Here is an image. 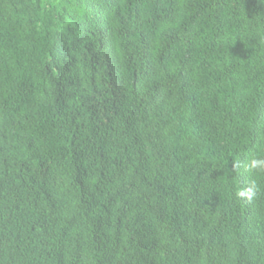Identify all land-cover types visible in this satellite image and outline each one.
I'll return each mask as SVG.
<instances>
[{
    "label": "trees",
    "instance_id": "16d2710c",
    "mask_svg": "<svg viewBox=\"0 0 264 264\" xmlns=\"http://www.w3.org/2000/svg\"><path fill=\"white\" fill-rule=\"evenodd\" d=\"M252 155L264 0H0V264H264Z\"/></svg>",
    "mask_w": 264,
    "mask_h": 264
},
{
    "label": "clouds",
    "instance_id": "9594fccd",
    "mask_svg": "<svg viewBox=\"0 0 264 264\" xmlns=\"http://www.w3.org/2000/svg\"><path fill=\"white\" fill-rule=\"evenodd\" d=\"M241 164L239 161H236L233 164L234 169H239ZM244 169L249 174L264 173V156L261 155H252L247 159V162L244 164ZM260 192V188L255 179L247 181L245 186L240 187L236 191V196L242 200L252 202Z\"/></svg>",
    "mask_w": 264,
    "mask_h": 264
}]
</instances>
